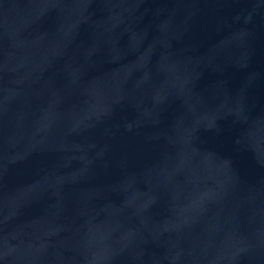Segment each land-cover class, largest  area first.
Masks as SVG:
<instances>
[{
	"label": "water",
	"instance_id": "obj_1",
	"mask_svg": "<svg viewBox=\"0 0 264 264\" xmlns=\"http://www.w3.org/2000/svg\"><path fill=\"white\" fill-rule=\"evenodd\" d=\"M0 264H264V0H0Z\"/></svg>",
	"mask_w": 264,
	"mask_h": 264
}]
</instances>
